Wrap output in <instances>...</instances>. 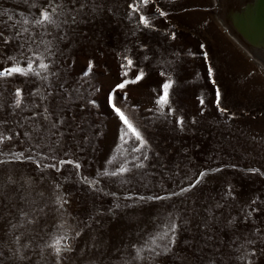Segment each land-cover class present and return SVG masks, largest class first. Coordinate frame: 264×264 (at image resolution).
Masks as SVG:
<instances>
[{
  "label": "rangeland",
  "instance_id": "374dc122",
  "mask_svg": "<svg viewBox=\"0 0 264 264\" xmlns=\"http://www.w3.org/2000/svg\"><path fill=\"white\" fill-rule=\"evenodd\" d=\"M32 2L43 0H30L28 4L24 0H0V10H10L0 16V31L13 36L12 25L23 18L21 13L28 17L38 14ZM99 2L103 7L93 12V2L87 0V14L81 22L68 30V38L54 41L56 54L46 62L56 76L47 83L34 75L0 79V120L4 121L0 131L13 136L0 145L5 153L0 160L9 161L8 152L28 147L20 124L27 118V124L39 122L45 128L43 110L48 108L52 122L58 123V117L66 120L59 129L65 133L63 143L59 147L53 144L57 158L78 159L81 175L98 181L93 186L83 183L72 165L61 166L60 172H41L36 167L38 158L24 164H0V264H55L52 250L45 245L69 225L82 231L80 237L71 240L74 251L67 254L71 259L64 264H158L148 259L134 260L133 245L149 243L172 220L178 226V243L165 264H245L239 258L243 251L240 245H264V239H260L264 237V72L228 39L216 21L212 0H158L169 15L160 18L155 13L156 5L145 9L150 19L156 17L151 19V29L138 26L136 14L129 18L128 5L133 0ZM8 15L13 17L11 21ZM33 36L37 41L33 48L39 45L41 51L44 46L39 41L52 39L41 29H35ZM201 44L205 45L203 50ZM23 51L25 56L30 55L27 46ZM204 51L208 52L207 60ZM20 52L15 40L8 45L0 42V69L11 66L9 56L21 58ZM125 55L134 62L130 69L121 68ZM89 61L94 67L84 76ZM21 63L23 66L22 58ZM209 67L215 85L208 76ZM140 70L146 73L143 80L113 92L116 84L134 79ZM124 71L128 72L126 77ZM168 77L173 81V115L165 117L159 115L155 100ZM17 88L22 93L23 110L12 108ZM216 88L221 89L222 106L228 109L225 115L215 106ZM38 89L45 94L52 91L53 95L42 101L40 95H33ZM70 90L72 99L67 100L65 94ZM109 93L149 142L146 167L133 169L123 177L102 174L105 169L119 167L107 161L117 155L123 127L107 104ZM88 99L95 104L82 111L79 105ZM178 117L185 121L183 131L176 124ZM16 132H20L19 137ZM56 139L51 137L52 141ZM64 151L69 157L63 156ZM125 155L131 158L139 153ZM216 168L220 171H210ZM201 171L209 174L182 196L160 201L136 199L178 192ZM58 195L68 201L63 209L56 203ZM117 203L119 209L115 208ZM252 208L260 211L246 220ZM20 210L28 213L32 223L19 226ZM65 220L64 228L59 227ZM206 223L211 231L205 229ZM12 224L18 225L14 231ZM14 234H23V242L30 244L26 250L30 259L13 258L10 248L15 246ZM205 234L214 239L207 241ZM69 235L75 237V232L69 231ZM193 237L195 246L185 245L184 241ZM249 239L255 243L247 244ZM250 259L254 264H264L262 255Z\"/></svg>",
  "mask_w": 264,
  "mask_h": 264
},
{
  "label": "snow or ice",
  "instance_id": "6c2138e0",
  "mask_svg": "<svg viewBox=\"0 0 264 264\" xmlns=\"http://www.w3.org/2000/svg\"><path fill=\"white\" fill-rule=\"evenodd\" d=\"M25 4H28L30 0H24ZM93 8L92 11L96 12L103 7L102 3L99 0H92ZM151 5H156L155 13L158 14L160 18L167 17L169 15L168 11H165L162 7L159 6L158 0H133V3L128 5L130 9L129 18L133 19V14L138 16V26H143V28L151 29L153 25L151 23V19H155V15H153L150 19L148 14H145V9H147ZM33 8H38V14H33L32 16H24L23 13L20 15L23 17L21 20H17L15 24L12 25L14 29L13 36L5 35L4 31H0V42L5 45L10 44L13 40L18 42V47L21 49L20 57L23 59V66L21 63V58H17L15 56H9L8 60L12 62L11 66L0 69V79L8 78L15 75L19 76H29L34 75L39 77L42 81L47 83L50 77H54L57 75L56 72H50V63L46 62L47 59L54 56L56 53L53 51L54 41H63L68 38V30L72 29L73 26H77L81 22V17L86 15L85 9L87 8V0H43L42 3L37 4L36 2H32ZM10 10L3 9L0 10V16L7 15ZM8 19L11 21L13 17L8 15ZM35 29H41L44 35L52 36V39L39 41V44H42L43 51L40 50L39 45L33 48V44H37L33 36V31ZM53 30H57V34H53ZM25 34H28L27 36ZM135 35V33H133ZM172 38H176V34L172 33ZM27 46V52L30 55L25 56V52L23 51ZM200 48L203 50L205 45L201 44ZM204 58L207 60L208 52L204 51ZM123 59L125 63L121 65L122 69L131 68L134 65V62L128 56H124ZM147 59V57H145ZM94 64L92 61L88 62V69L83 73L84 76H88L91 72ZM123 76H127L128 72L124 71L122 73ZM146 73L143 70H140L134 79H124L120 83L116 84L113 92L117 90H124L129 84H136L145 78ZM161 76H166V73L161 72ZM208 76L211 79V82L215 85L216 81L212 79L214 76V72L212 67L208 68ZM61 89L64 88V85H60ZM173 87V81L171 77H168L165 82L161 85L162 94L158 95L155 100V104L157 105V110L159 115L161 116H171L173 115V109L170 103V89ZM155 91V90H154ZM33 95H40L41 100H46L49 96L53 95L52 91H48L47 94L41 92L39 89L37 92L33 93ZM65 99H72L71 90L65 94ZM126 99V96H125ZM22 93L19 88L15 91V101L12 105L13 109H22ZM201 105L205 103L203 99L200 100ZM95 104V100L88 99L86 104L79 105L81 110L87 105ZM107 104L108 106L115 112L123 127L119 130L120 136L119 140L121 144L118 145L117 155L113 156L111 159L107 161L108 164H119V167L115 168L112 171L107 169L102 173L104 176L111 177H123L125 174L132 172L133 169H144L146 167L145 162L149 160L148 149L149 142L143 135L140 128L134 125L133 120L126 114L124 110H122L121 106H118L114 100V96L112 93H109L107 96ZM215 106L221 115H225L228 112V109L222 106V92L220 88L215 89ZM167 108V112L165 109ZM149 111H153L149 109ZM36 114L34 113L32 119L35 120ZM58 123L52 122L51 114L48 108H44L43 110V120L46 123V127L42 129L41 123L37 122L34 124H27V118L25 119L24 124H20V128L24 129L23 136L26 138L25 142L28 144V147L25 148L24 151H10L6 155L10 157L9 161L0 160V164L9 163V162H19L21 164L27 162H36L37 158L39 162L36 163V167L43 172L46 169H53L56 172L61 171V166L64 165H72L76 170V174L81 177V181L89 186L96 185L98 183L97 180H89L87 176H82L80 173V169L82 168V164L78 161V159L73 158H57L55 155V149L53 148V144L59 147L63 143V137L65 135L64 132L59 131L60 126L66 125V120L62 117H58ZM75 119V117H73ZM195 123V121H193ZM4 121L0 120V124H3ZM185 121L182 118H177L176 124L179 126L180 130L183 131V125ZM27 125V128H25ZM30 129V130H28ZM55 129L56 131H52ZM16 137L20 136V132L15 133ZM56 136L57 139L55 141L51 140V137ZM131 138V139H129ZM13 136L11 134L5 135L4 131H0V145H4L5 141H11ZM87 139V137H85ZM135 142V143H133ZM133 144L130 148H125L124 146ZM47 149V152L42 151V149ZM125 152L128 153H139V155H132L131 158L125 155ZM5 155L2 149H0V156ZM64 157H69L68 151H64ZM157 156L159 154L157 153ZM122 158V159H121ZM53 161L52 163H45L44 161ZM131 165V167L129 166ZM211 172L220 171L219 168L211 169ZM250 171L256 172L258 169H252ZM209 174L208 171H201L198 174V177L186 187H181L178 192H172L168 196H139L136 199L141 201H160L170 199L172 196H182L184 193L190 192L197 185H199L203 179ZM122 183H127L128 181L122 180ZM60 186L57 185V188ZM98 191H103L102 189H97ZM110 195H114V193H110ZM125 199H132V197H125ZM56 203L59 206V209H63L64 205L68 203V201L61 195L56 197ZM253 204L256 201H252ZM131 207V205H127ZM121 205L117 203L115 205L116 209H119ZM113 209H109V212H113ZM260 211L259 208H252L247 212L245 219L252 217L253 213H258ZM20 227L23 226L25 222L32 223V220L28 218V213L20 210ZM235 219V218H233ZM229 223H232L230 221ZM67 221L65 220L63 224L59 225V227L64 228ZM18 227L17 224H12L11 228L13 231ZM205 229L211 231L209 228V224H205ZM69 231L75 232V237L69 235ZM82 231V230H81ZM81 231H76L72 229L69 225L65 231L56 236L52 243L46 244L45 247L52 250L51 254L55 257V264H64L66 260H70L67 254L72 253L74 251L71 240L80 237ZM178 226L174 220L170 221L167 228L156 235H154L150 242L137 247L133 245L135 249V256L133 257L136 261H142L148 259L150 261H157L158 264H165L166 258H170L174 252V248L178 243L177 236ZM257 232L261 230L259 228L256 229ZM207 241H212L214 239L213 235L205 234ZM23 234L15 235L12 243L15 245L13 248H10V252L13 258H18L20 261H24L30 259L27 255V249L30 247V244L24 243L22 239ZM260 239H264L261 237ZM185 245L194 247L195 246V237L192 240H185ZM255 242L251 239L247 241V244L253 245ZM240 249H243L241 256L239 257L241 260L245 261V264H254V260L250 259V257H256L257 255L264 256V245L260 247H251L247 248L243 244L240 245ZM238 249V250H240ZM148 253L149 255L145 257L143 253ZM3 256V253H0V257Z\"/></svg>",
  "mask_w": 264,
  "mask_h": 264
},
{
  "label": "bare ground",
  "instance_id": "6f19581e",
  "mask_svg": "<svg viewBox=\"0 0 264 264\" xmlns=\"http://www.w3.org/2000/svg\"><path fill=\"white\" fill-rule=\"evenodd\" d=\"M228 39L264 72V0H212Z\"/></svg>",
  "mask_w": 264,
  "mask_h": 264
}]
</instances>
